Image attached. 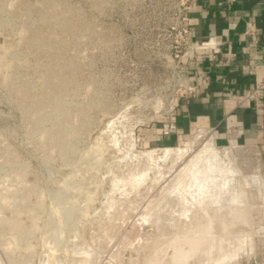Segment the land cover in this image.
Returning <instances> with one entry per match:
<instances>
[{"label": "rangeland", "instance_id": "1", "mask_svg": "<svg viewBox=\"0 0 264 264\" xmlns=\"http://www.w3.org/2000/svg\"><path fill=\"white\" fill-rule=\"evenodd\" d=\"M188 3L0 0V264H264V145L172 108Z\"/></svg>", "mask_w": 264, "mask_h": 264}, {"label": "crops", "instance_id": "2", "mask_svg": "<svg viewBox=\"0 0 264 264\" xmlns=\"http://www.w3.org/2000/svg\"><path fill=\"white\" fill-rule=\"evenodd\" d=\"M189 23L191 39L215 37L219 45L216 53L198 52L190 70L198 91L181 98L176 116L241 143L264 145V97L237 100L264 79V0H194ZM227 51L233 54L229 61Z\"/></svg>", "mask_w": 264, "mask_h": 264}, {"label": "built area", "instance_id": "3", "mask_svg": "<svg viewBox=\"0 0 264 264\" xmlns=\"http://www.w3.org/2000/svg\"><path fill=\"white\" fill-rule=\"evenodd\" d=\"M194 0H189L188 5L185 6V10L182 14L181 21L177 28L176 45L178 49L179 61L182 63L181 71L183 76V83L180 88L179 94L173 99L172 108L178 106L181 98L190 96L198 91V85L192 82L191 68L194 66L196 57L201 50H210L213 53L218 51L216 47L219 45V41L215 37H209L205 40H193L190 38V23H189V11ZM233 54L230 51L225 53V60L229 61ZM194 75V74H193ZM264 97V79L259 81L255 87L246 92L243 95L237 96L239 102H243L246 99L255 98L261 101ZM264 123V122H263Z\"/></svg>", "mask_w": 264, "mask_h": 264}, {"label": "bare ground", "instance_id": "4", "mask_svg": "<svg viewBox=\"0 0 264 264\" xmlns=\"http://www.w3.org/2000/svg\"><path fill=\"white\" fill-rule=\"evenodd\" d=\"M230 149V148H229ZM229 149H227L228 151H229ZM170 149H168L167 151H169ZM184 150V149H183ZM225 151V150H224ZM226 151V153H224V156H221L220 155V153H219V151L214 147V145H213V143H212V141L211 140H208L207 142H206V144L205 145H203V147H202V149H200L199 150V152L195 155V157L191 160V159H189V160H191V165L192 166H197V165H199L198 167L199 168H201V164H205L207 167L206 168H204L206 171H208V173L209 174H211L212 172H220V170L221 169H223V168H221V167H223V163H222V159H224V160H226L227 161V164L229 165V167L227 168V170L229 169V171H231V172H235L236 173V171H238L237 170V168H236V166L233 164V156H232V154H231V152L229 151ZM179 152H181L180 150H179ZM166 153V152H165ZM181 154V153H180ZM193 155V154H192ZM200 161H202V162H200ZM235 161V160H234ZM188 163V162H187ZM187 163H186V165H187ZM201 163V164H200ZM235 163V162H234ZM224 164L226 165V167L228 166L225 162H224ZM203 166V165H202ZM185 167V166H184ZM186 168V167H185ZM192 168V167H191ZM198 168V169H199ZM224 169H226V168H224ZM181 170H183V168L181 169ZM188 172V171H187ZM204 172V171H203ZM225 173V172H224ZM223 173V174H224ZM180 175H182L181 173H179ZM179 174H176L177 176L179 175ZM190 174V173H189ZM188 174V178L190 179L191 178V175H189ZM191 174H193V173H191ZM196 174V173H195ZM207 174V173H206ZM202 175V174H201ZM211 175H215V173H213V174H211ZM240 175V174H239ZM238 175V176H239ZM210 175H206V178H210L209 177ZM215 176H217V175H215ZM233 176H234V174H233ZM236 176V175H235ZM181 177V176H180ZM179 177V178H180ZM227 177H229L230 178V176H227ZM240 177H241V175H240ZM244 177V176H243ZM243 177H241V178H243ZM177 178V177H176ZM179 178H177V179H179ZM205 178V177H204ZM204 178H202V179H204ZM215 178V177H214ZM218 178V177H217ZM233 177L231 176V179H232ZM181 179H183V177H181ZM194 179V178H193ZM228 179V178H227ZM246 179V178H245ZM191 180V179H190ZM205 180V179H204ZM226 180V179H225ZM229 180V179H228ZM236 180V179H235ZM192 181V180H191ZM207 181V180H206ZM230 181H232V180H230ZM188 181L186 180V183H187ZM205 182V181H204ZM237 182V181H236ZM245 182V181H244ZM244 182H241V183H244ZM247 182V181H246ZM178 183V182H177ZM219 183H221V182H219ZM218 183V184H219ZM233 183H235V182H233ZM227 184V183H226ZM237 184V183H236ZM246 184V183H245ZM188 185V184H187ZM186 185V186H187ZM225 185V184H224ZM232 185H234V184H232ZM219 186V185H218ZM221 186V185H220ZM240 186H245V185H240ZM211 187V186H210ZM231 187V186H230ZM243 187H241L242 189H243ZM210 189V188H209ZM231 189V188H230ZM233 191V190H232ZM223 192V191H222ZM228 192V191H227ZM190 193V192H189ZM236 193V192H235ZM239 194H240V192H239ZM244 194V193H243ZM216 195V194H215ZM233 195V194H232ZM223 196V195H222ZM240 196V195H239ZM190 197V196H189ZM220 196H218V198H219ZM234 197V196H233ZM242 197V196H241ZM261 197V196H260ZM243 198V197H242ZM216 199V198H215ZM238 199H239V197H238ZM234 200H236V198L234 199ZM241 200V199H240ZM239 200V201H240ZM209 201V200H208ZM207 201V202H208ZM212 201V203H213V201L214 200H211ZM204 202V201H203ZM245 202V201H244ZM200 203V202H199ZM221 203V202H220ZM241 203V202H240ZM219 204V203H218ZM239 204V203H238ZM240 205H243V204H240ZM234 206V205H233ZM238 206V205H237ZM247 206V205H246ZM244 207V206H243ZM249 207V206H248ZM247 207V208H248ZM235 208V207H234ZM229 209V208H228ZM229 210H231V209H229ZM236 210H240L239 209V207H237V209ZM185 213V212H184ZM186 213H188L187 211H186ZM229 213H231V212H229ZM234 213V212H233ZM241 213H243V214H245L244 212H241ZM247 213V212H246ZM235 214V213H234ZM234 214H232V215H234ZM237 215V214H236ZM245 216H248V214L247 215H245ZM231 217H233V216H231ZM249 217V216H248ZM242 218V217H241ZM231 219V218H230ZM239 218H237V220H238ZM249 220V219H248ZM232 221V220H231ZM234 221V220H233ZM236 221H234V223H235ZM250 222V221H249ZM234 223H232V225H234ZM246 225V224H245ZM224 227V226H223ZM209 228V226H207V229ZM264 228V227H263ZM261 230V229H260ZM251 231V230H250ZM263 231V230H262ZM258 233V232H257ZM238 234H240V233H238ZM244 234H246V233H244ZM264 234V233H263ZM252 235V234H251ZM240 236V235H239ZM237 237V236H236ZM242 237V236H241ZM252 237V236H251ZM238 238V237H237ZM243 238V237H242ZM239 239V238H238ZM246 239V238H245ZM237 240V239H236ZM239 241V240H238ZM243 242H244V240H243ZM243 242H240V243H243ZM249 243H251V242H249ZM237 244V243H236ZM195 245H197V244H194V246ZM250 245H252V244H250ZM243 246H245V245H243ZM243 246H241V247H243ZM248 246V245H247ZM239 247H240V245H239ZM238 247V248H239ZM241 247L239 248V249H241ZM252 247V246H251ZM232 248V247H231ZM236 248V247H235ZM244 248V247H243ZM242 248V249H243ZM250 249V248H249ZM252 250V249H251ZM229 253V252H228ZM227 254V253H226ZM225 255V254H224ZM228 256V255H227ZM223 257L224 256H222L221 258L223 259ZM226 257V256H225ZM232 257H233V255H232ZM231 259V258H230ZM232 261V260H231ZM211 264H219L218 262H214V263H211Z\"/></svg>", "mask_w": 264, "mask_h": 264}]
</instances>
